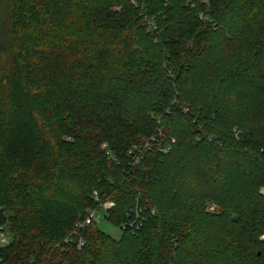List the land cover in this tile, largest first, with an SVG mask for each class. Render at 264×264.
<instances>
[{
  "label": "trees",
  "instance_id": "16d2710c",
  "mask_svg": "<svg viewBox=\"0 0 264 264\" xmlns=\"http://www.w3.org/2000/svg\"><path fill=\"white\" fill-rule=\"evenodd\" d=\"M0 32L2 262L264 264V0H6ZM105 200L119 235L65 240Z\"/></svg>",
  "mask_w": 264,
  "mask_h": 264
},
{
  "label": "built area",
  "instance_id": "2783aa9c",
  "mask_svg": "<svg viewBox=\"0 0 264 264\" xmlns=\"http://www.w3.org/2000/svg\"><path fill=\"white\" fill-rule=\"evenodd\" d=\"M153 141H154V137L149 136L148 138L143 140L141 145L139 146L136 145L129 148L126 152V155L129 158V162L132 165L137 164L141 160L143 152L151 147L150 145L153 144ZM102 147L104 146L102 145ZM167 149L168 146L160 147V150L162 152H165ZM92 198L95 201H98V197L95 191H92ZM111 205H112L111 201L105 200L102 202H98L97 208H86L81 218L74 223L73 228L71 229L69 235L66 237L65 240H69L71 237H77L76 246L79 247L81 245V241L78 236L80 229L83 226L97 223L103 217L104 209L108 208ZM139 220H140L139 211L134 210L132 220L126 221L125 224H122L120 227L122 228L124 226H128V227L136 228L137 225L140 223ZM7 240H8V233L6 231V228L4 227V225L0 224V264H5L1 260V251L2 248L5 246Z\"/></svg>",
  "mask_w": 264,
  "mask_h": 264
},
{
  "label": "rangeland",
  "instance_id": "374dc122",
  "mask_svg": "<svg viewBox=\"0 0 264 264\" xmlns=\"http://www.w3.org/2000/svg\"><path fill=\"white\" fill-rule=\"evenodd\" d=\"M0 11L1 13H5L6 12V0H0ZM4 34H2V32H0V41L4 40ZM206 208L209 211H215L216 208L214 207V205L207 203L206 204ZM96 226L102 230L104 233L112 236V237H117L120 233V230L117 226L113 225L112 223L108 222L107 220H105L103 217L96 223ZM259 238H262V236H260Z\"/></svg>",
  "mask_w": 264,
  "mask_h": 264
}]
</instances>
